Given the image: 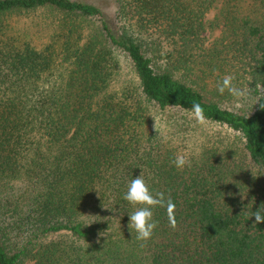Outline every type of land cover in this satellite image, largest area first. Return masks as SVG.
Here are the masks:
<instances>
[{"label": "trees", "instance_id": "1", "mask_svg": "<svg viewBox=\"0 0 264 264\" xmlns=\"http://www.w3.org/2000/svg\"><path fill=\"white\" fill-rule=\"evenodd\" d=\"M112 4L0 0V264H264V0Z\"/></svg>", "mask_w": 264, "mask_h": 264}, {"label": "clouds", "instance_id": "2", "mask_svg": "<svg viewBox=\"0 0 264 264\" xmlns=\"http://www.w3.org/2000/svg\"><path fill=\"white\" fill-rule=\"evenodd\" d=\"M231 75L225 76L217 85V91L223 94L226 90L235 97L243 95V92L233 83ZM194 117L201 123L204 122V110L200 104L194 103L191 108ZM177 168H183L187 161L183 156H177L173 161ZM123 200L131 206L134 211L128 215V228L136 233V239L147 242L153 236L154 230L157 228L158 222L154 219V211L157 208L166 209L169 222L174 225V209L175 204L172 200H166L163 193H153L150 190L143 174H139L135 178H131L127 185V190L123 194ZM264 205H261L255 212L251 211L249 218L254 217V224L264 223ZM114 210V209H113Z\"/></svg>", "mask_w": 264, "mask_h": 264}, {"label": "rangeland", "instance_id": "3", "mask_svg": "<svg viewBox=\"0 0 264 264\" xmlns=\"http://www.w3.org/2000/svg\"><path fill=\"white\" fill-rule=\"evenodd\" d=\"M77 1L90 4L92 6L99 8L104 13V17L106 18L110 28H113L110 20L112 18L111 12L113 10L112 0H77Z\"/></svg>", "mask_w": 264, "mask_h": 264}]
</instances>
